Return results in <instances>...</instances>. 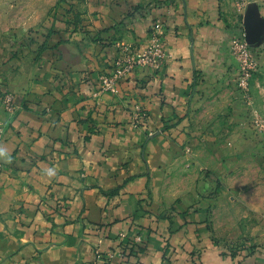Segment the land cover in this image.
Instances as JSON below:
<instances>
[{
    "label": "crops",
    "instance_id": "0c3cea01",
    "mask_svg": "<svg viewBox=\"0 0 264 264\" xmlns=\"http://www.w3.org/2000/svg\"><path fill=\"white\" fill-rule=\"evenodd\" d=\"M140 1L95 8L96 28L111 45L74 33L40 68L11 76V89L29 101L1 145L12 159H0V264H167L165 256L173 264H264V252L243 261L224 255L209 227L208 201L165 189L172 149L163 134L151 132L172 113L182 117L189 103L210 40L195 24L216 20V1H177L169 33L177 59L147 87L135 88L147 73L134 72L121 82L120 97L97 92L98 71L118 52L115 42H140L145 25L137 16L106 29ZM131 92L152 110L145 129L131 124L122 97ZM122 232H140L145 241L124 259L98 258L95 247L115 248Z\"/></svg>",
    "mask_w": 264,
    "mask_h": 264
},
{
    "label": "rangeland",
    "instance_id": "374dc122",
    "mask_svg": "<svg viewBox=\"0 0 264 264\" xmlns=\"http://www.w3.org/2000/svg\"><path fill=\"white\" fill-rule=\"evenodd\" d=\"M105 1L118 6L125 2L0 0V114L4 116L0 146L29 101L21 102L11 89V76L29 73V67L40 68L47 54L54 58L59 46L74 33H80L87 43L111 45L113 41H107L95 25L100 14L95 8L107 4ZM177 1L182 3L141 0L106 29H121L128 18L137 16L145 25L140 42H115L118 52L98 71V93L120 97L121 82L134 72L147 73L134 85L144 89L151 78L177 59L169 41L176 26L171 9L177 7ZM215 1L216 20L207 17L195 24L197 29L208 30L210 40L203 43L197 84L189 92V103L182 117L172 113L151 132L163 134L172 149L165 189L208 201L209 227L215 239L220 238L223 254L243 261L264 252V0ZM122 97L131 124L145 129L152 115L147 98L132 92ZM144 241L140 232H122L115 248L104 251L101 242L95 253L107 261L116 255L124 259ZM165 260L173 264L166 256Z\"/></svg>",
    "mask_w": 264,
    "mask_h": 264
},
{
    "label": "clouds",
    "instance_id": "9594fccd",
    "mask_svg": "<svg viewBox=\"0 0 264 264\" xmlns=\"http://www.w3.org/2000/svg\"><path fill=\"white\" fill-rule=\"evenodd\" d=\"M0 159L8 160L10 161L12 159L11 155L9 154L7 148L0 146ZM48 175H53L54 171L49 169L47 170Z\"/></svg>",
    "mask_w": 264,
    "mask_h": 264
},
{
    "label": "built area",
    "instance_id": "2783aa9c",
    "mask_svg": "<svg viewBox=\"0 0 264 264\" xmlns=\"http://www.w3.org/2000/svg\"><path fill=\"white\" fill-rule=\"evenodd\" d=\"M124 236V234H122Z\"/></svg>",
    "mask_w": 264,
    "mask_h": 264
}]
</instances>
